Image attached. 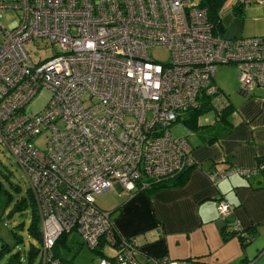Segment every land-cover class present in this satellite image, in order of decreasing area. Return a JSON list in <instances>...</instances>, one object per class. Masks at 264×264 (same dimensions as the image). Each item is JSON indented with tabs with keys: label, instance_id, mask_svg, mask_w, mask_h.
Segmentation results:
<instances>
[{
	"label": "built area",
	"instance_id": "1",
	"mask_svg": "<svg viewBox=\"0 0 264 264\" xmlns=\"http://www.w3.org/2000/svg\"><path fill=\"white\" fill-rule=\"evenodd\" d=\"M232 0L233 7L246 2ZM0 145L28 181L40 222L41 264L57 238L72 230L89 248L116 246L96 264H185L183 259L138 260V243L123 237L96 195L115 184L129 195L192 163L191 144L170 127L217 90L220 63L239 69L245 90L264 85V35L226 37L206 5L191 0H0ZM162 45L168 61L153 58ZM42 88V110L26 103ZM261 167H264V162ZM211 170L217 182L230 173ZM217 213L229 219L224 198ZM232 227L243 232L241 222Z\"/></svg>",
	"mask_w": 264,
	"mask_h": 264
},
{
	"label": "crops",
	"instance_id": "2",
	"mask_svg": "<svg viewBox=\"0 0 264 264\" xmlns=\"http://www.w3.org/2000/svg\"><path fill=\"white\" fill-rule=\"evenodd\" d=\"M240 7V11L232 8L245 19L240 32L264 35V1L246 2ZM224 31L225 27L223 34ZM214 83L224 102L231 104L232 112L223 125L213 127L215 118L207 123L198 118L200 127L191 128L197 131V137L189 140L195 165L187 181L152 193L137 191L129 195L124 191L122 202L110 209L119 233L136 239L138 260L169 257L200 264H264V249L259 253L264 246V171L248 177L234 172L217 182L209 174L211 170L229 167L257 169L264 162V85L255 84L247 91L240 83L237 92L229 97L223 87ZM212 136L215 139L208 141ZM113 188L123 191L118 184ZM220 198L234 205L229 219H222L217 213ZM233 218L243 227L256 226L245 246L236 237L222 238L223 225ZM95 253L97 258L89 263L71 257L74 264H96L103 254Z\"/></svg>",
	"mask_w": 264,
	"mask_h": 264
},
{
	"label": "rangeland",
	"instance_id": "3",
	"mask_svg": "<svg viewBox=\"0 0 264 264\" xmlns=\"http://www.w3.org/2000/svg\"><path fill=\"white\" fill-rule=\"evenodd\" d=\"M191 1L199 2L200 0ZM232 6V0H223L219 8L220 19L225 27L224 35L226 37L248 35L250 33L248 31L240 32L245 19H243L241 14L232 10ZM16 18L17 13L14 10H6L0 13V21L5 26ZM252 22L250 26L254 25ZM151 53L153 58L160 61H168L170 58L169 51L162 45L152 48ZM213 79L219 86L224 88L229 97H231L233 91L237 92V88L241 83L239 80V69L233 64H218ZM49 96L50 91L42 88L36 92L25 106L29 111L38 112L43 109ZM220 100L224 103V99L221 98ZM214 118L215 113L213 110H210L200 115L199 122H211ZM170 129L177 136H187L190 141H193L197 137V131L192 130L182 120L174 121ZM0 186L2 188L0 192V248L2 243H6L10 247V249L4 250L1 254L0 264H8L7 260L10 254L15 251L20 252L21 260L14 264H27L24 259L27 250L31 244L39 246V241L30 235L28 231L31 218V205L27 204L22 205L21 208H16L15 201L20 197L27 196L28 181L16 158L2 145H0ZM122 193H125L124 190L119 192L112 187L105 192L97 194L96 203L101 208L110 210L114 204L117 205L122 202V198L120 197ZM14 232L20 235L19 241H16ZM67 245L62 249L64 255L67 257L73 256L79 261H84V263L92 262V260L97 258V254L91 248L81 243L78 232L75 230H72L68 234ZM102 250L107 254H113L117 248L107 243Z\"/></svg>",
	"mask_w": 264,
	"mask_h": 264
},
{
	"label": "trees",
	"instance_id": "4",
	"mask_svg": "<svg viewBox=\"0 0 264 264\" xmlns=\"http://www.w3.org/2000/svg\"><path fill=\"white\" fill-rule=\"evenodd\" d=\"M222 2L223 0H200L199 1L201 5L207 6L210 18H212L215 21V23L217 24V27L220 29L221 32H223V29H224L223 24L220 19V15H219V8ZM234 9L240 11L241 7L240 5L234 6ZM221 93L222 92L218 89L212 96L202 97L201 102L199 103L198 106L186 110V112H184L182 116H180L179 119L177 120H182L190 128L197 129L198 127H200V125L197 126L198 118L200 117V115L210 110H213L215 113V120L213 121V124H212L213 127L214 126L216 127V125L218 124L223 125L224 123H227V121L229 120L228 115L229 113L232 112V106L229 102H226V103L221 102L222 101L220 100L222 98ZM208 139H209L208 141H213L215 139V136L209 137ZM262 164L263 163L258 164L256 171H259V170L264 171V167H261ZM194 165H195V162L192 161V163L185 166L182 170L175 173L174 175L166 176L159 180L151 181L149 186L143 189V191L152 193L161 188L183 185L187 181L190 170ZM263 186H264V183H263ZM1 191H2V188L0 186V192ZM27 192H28L27 196L20 197L15 201V207L21 208L22 205H27V204L31 205V218H30V223L28 226V231H29V234L34 236L40 243L41 242V231H40L39 217L36 211L33 198L28 189H27ZM229 221L226 222L225 225H223L221 229L222 238L228 239L230 237H236L241 242V245L243 246L247 245L256 232V226L252 225L249 227H244L242 229L244 233H241L235 230L232 227L231 220ZM68 234H69L68 232H63L57 238L53 246V252H54L55 257L61 259L64 262H69L70 264H74L73 258L65 256L62 250L64 247L68 246L67 245ZM14 235L16 237V241H19L20 235H18L16 232H14ZM101 248H102V245L92 248V250L104 255L105 253H103ZM6 249H10V247L6 243H2V246L0 248V256ZM263 249H264V246L259 251V253ZM259 253L256 254V256H258ZM24 259L27 264H41L39 246L31 244L29 249L27 250V253ZM20 260H21L20 252L15 251L10 254L7 260V263L14 264L15 262H19ZM185 264H200V263L196 262L195 260L193 261V260L188 259V260H185Z\"/></svg>",
	"mask_w": 264,
	"mask_h": 264
}]
</instances>
